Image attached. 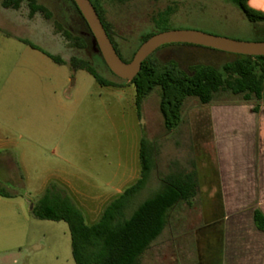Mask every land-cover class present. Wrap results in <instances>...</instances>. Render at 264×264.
<instances>
[{"label":"rangeland","instance_id":"1","mask_svg":"<svg viewBox=\"0 0 264 264\" xmlns=\"http://www.w3.org/2000/svg\"><path fill=\"white\" fill-rule=\"evenodd\" d=\"M93 1L106 10L125 59L133 57L145 35L161 30L192 29L243 41L264 38L258 24L226 0ZM37 2L47 7L50 17L31 15L27 0L18 9L4 8L0 0V122L7 125L8 141L0 159V189L13 194V207L20 203L28 215L23 264H76L69 224L32 214L46 183L62 180L85 221L94 222L121 187L139 176L143 138L156 148V166L132 209L156 194L170 172L197 169L200 184L191 202L171 212L141 264H222L221 235L213 225L209 201L215 182V136L220 127L244 136L252 122L264 131V98L221 91L204 104L188 97L182 122L168 130L159 88L145 99L139 116L134 86L111 71L93 44L78 45L76 37L90 42L93 37L70 0ZM168 4L172 10L167 19L152 23L149 15ZM64 30L72 33V40ZM41 49L66 62L56 63ZM73 56L92 62L116 85L103 86L88 71H74L69 64ZM155 56L174 60L187 72L196 64L222 68L236 59L233 53L183 43L163 45ZM221 108L228 110L223 116ZM17 251L8 255L9 261L19 258Z\"/></svg>","mask_w":264,"mask_h":264},{"label":"trees","instance_id":"2","mask_svg":"<svg viewBox=\"0 0 264 264\" xmlns=\"http://www.w3.org/2000/svg\"><path fill=\"white\" fill-rule=\"evenodd\" d=\"M22 1L24 0H2V6L18 9ZM70 1L93 37L91 28L76 2ZM91 1L119 55L124 61H131L133 57L125 59L117 46L113 26L107 18L106 10ZM226 1L236 6L249 21L258 24L256 27L258 33L264 34L263 11L251 7L249 0ZM27 2L31 15L40 12L50 17L51 14L45 5L38 3L37 0H27ZM171 10L172 5L168 4L161 10L151 13L149 19L152 23L159 24L167 19ZM63 32L69 40H72L73 35L70 31ZM154 34L145 35L143 42ZM76 40L81 47L92 45L89 38H87L89 42L81 37H76ZM42 51L56 63L66 62L60 56ZM155 52L143 62L139 74L129 82L135 89V105L139 116L145 99L154 90L160 89L159 107L168 130L175 129L182 122V110L188 97H196L204 104L213 101L221 91L243 94L245 99H251L253 96L257 99L264 98V63L260 61L264 60V56L235 54L236 59L225 63L222 68L209 64H196L191 72H187L174 60L169 62L160 60L155 56ZM103 61L106 64L104 58ZM69 64L74 71H88L103 86L116 85L106 80L87 59L73 56ZM140 161V177L116 196L94 223L88 224L85 221L83 211L66 188L55 180L47 185L33 205L32 214L35 217L43 220L66 221L69 224L72 254L76 264H141L144 253L167 227L174 208L182 202H191L197 195L199 182L196 169L189 172H175L162 178V185L156 194L132 209L134 198L146 187L151 172L156 166V148L144 138L141 141ZM0 195L14 196L2 188ZM254 221L256 226L264 231V213L259 209L254 212Z\"/></svg>","mask_w":264,"mask_h":264},{"label":"crops","instance_id":"3","mask_svg":"<svg viewBox=\"0 0 264 264\" xmlns=\"http://www.w3.org/2000/svg\"><path fill=\"white\" fill-rule=\"evenodd\" d=\"M249 4L264 12V0H249ZM224 110L219 109L220 116H223ZM249 128L251 130H245L244 136H237V132L234 134L220 127L215 136L216 164L212 169L215 182L210 195L212 199L209 198L213 206L209 209L211 217L215 219L213 225L218 226L221 235L222 264H264V231L254 221L256 209L264 213V131L254 122ZM6 133L7 125L0 122V159L8 143ZM180 171L189 172L180 169L168 174ZM196 172L200 178L197 169ZM140 174L141 167L139 176L121 187V192L116 196L136 182ZM55 181L67 189L62 180ZM198 182L200 184V179ZM12 198L0 195V264H23L21 256L28 229V215L21 209L20 203L17 208L13 207ZM14 249H18L16 254L20 259L12 262L8 260V255ZM67 264H71L70 261Z\"/></svg>","mask_w":264,"mask_h":264},{"label":"water","instance_id":"4","mask_svg":"<svg viewBox=\"0 0 264 264\" xmlns=\"http://www.w3.org/2000/svg\"><path fill=\"white\" fill-rule=\"evenodd\" d=\"M74 1L93 33V49L102 55L111 71L124 80H133L141 71L143 62L166 44H193L233 54L264 56V40L243 41L199 30L173 29L161 31L149 37L135 52L132 60L126 62L115 48L92 1Z\"/></svg>","mask_w":264,"mask_h":264}]
</instances>
